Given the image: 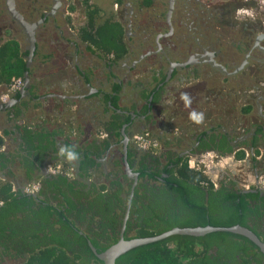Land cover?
I'll use <instances>...</instances> for the list:
<instances>
[{
  "label": "crops",
  "instance_id": "1",
  "mask_svg": "<svg viewBox=\"0 0 264 264\" xmlns=\"http://www.w3.org/2000/svg\"><path fill=\"white\" fill-rule=\"evenodd\" d=\"M143 4L144 10L153 12L150 0ZM126 8L121 0H76L69 18L78 19L80 11L81 22L65 18L45 23L37 35L32 63L26 66L28 86L23 92L9 93L6 101L1 96L8 93L11 78L6 56L0 58V187L7 186L11 192L21 190L32 182L27 179L28 173L45 174L47 166L54 163L66 164L64 169L75 175L81 157L69 163L57 155L59 147L75 145L74 150L83 154L113 135L114 127L125 120L119 130L121 139H108L110 145L96 158L98 166L90 168L86 184L108 183L105 175L114 168L109 170L105 161L123 152V132L132 136L148 131L159 142L155 153L162 159L167 154L197 156L203 150L193 147L214 144L222 137L230 141L246 139L222 151L210 146L209 151L217 153L219 159L207 175L216 182V188L221 183L245 190L257 188L258 177L264 175V80L256 77L255 86L249 90L248 80L242 79L251 76L248 68L256 67L250 65L252 59L248 58L240 73L231 75L208 65L177 67L175 62L186 56L179 52L171 53L170 60L161 55L164 63L157 65L160 55L143 58L133 50L136 32L128 31L121 20ZM92 14L94 29L109 23L120 26L122 33L116 36L124 50L105 51L84 38L81 29ZM13 39L23 60L24 41L11 33L0 34V47ZM116 52H122L117 59ZM114 86L119 87L117 106L105 99ZM145 88L147 93L142 91ZM151 90L158 92L153 100ZM182 92L190 94V106L181 100ZM192 111L203 113V121L191 120ZM253 138H257L255 144ZM27 256L3 255L0 264H23Z\"/></svg>",
  "mask_w": 264,
  "mask_h": 264
},
{
  "label": "trees",
  "instance_id": "2",
  "mask_svg": "<svg viewBox=\"0 0 264 264\" xmlns=\"http://www.w3.org/2000/svg\"><path fill=\"white\" fill-rule=\"evenodd\" d=\"M92 17L93 14L88 25L81 29L84 38L105 51L124 50L120 37L116 36L122 33L120 26L109 23L94 29ZM16 43L13 39L0 47V58H7L9 78L23 77L24 72L29 71L24 59L28 52H23L22 60ZM233 46L245 52L241 44L233 43ZM121 55L122 52H116V59ZM248 69L253 78L261 74L259 77L264 80V70ZM118 91L119 87L114 86L113 92L106 94L105 99L111 105L117 106ZM124 122L114 127L108 139L120 138L119 130ZM108 139L79 154L78 173L71 177L65 170L34 176L28 173V180L39 182L36 193L27 194L23 189L11 192L7 186L0 187V246H4L0 249V258L12 253L28 255L23 264H102L88 243L102 252L118 241L133 183L124 170L122 152L111 161L115 170L105 175L107 184L85 183L90 177V168L98 166L96 158L110 145ZM256 140L253 138L251 142L255 144ZM206 147L203 152L210 150L209 145ZM161 157L149 151L136 162L128 147L127 161L137 174V183L126 221L125 239L154 236L174 227L239 224L264 242L262 190L236 188L232 183H221L217 188L211 184L202 187L200 182L208 180V176L190 169L188 157L167 154L165 161ZM62 165L66 168V164ZM115 264H264V254L243 235L215 231L198 237L171 235L140 245L120 255Z\"/></svg>",
  "mask_w": 264,
  "mask_h": 264
},
{
  "label": "flooded vegetation",
  "instance_id": "3",
  "mask_svg": "<svg viewBox=\"0 0 264 264\" xmlns=\"http://www.w3.org/2000/svg\"><path fill=\"white\" fill-rule=\"evenodd\" d=\"M74 1L76 0H45V2L42 4L40 3V6L37 7L35 6V0L31 3L30 0H13L14 9L22 15L26 22H39L35 28L36 39L37 35L42 32L45 23L48 21L55 22L56 20L59 22L60 19H65V17L68 16L66 7L69 6V2L74 3ZM124 1V5L128 7V9L126 8L123 10L121 20L126 22L128 31L131 30L136 32V34H134L136 39L132 48L140 54V57L144 58L147 55H160V58H157V65H163L164 62L160 61L162 56H166L167 59L170 60L171 58H169V56L171 53L179 52L180 54H185L186 56L175 62V66L177 67H180L181 63L192 61L190 64L188 63L189 65L182 67L188 68L190 65L198 67L208 65L216 72H226L229 75L240 73L242 70H237V68L244 60L248 61V58H251L256 61L254 64H250L256 66L253 68L258 71L264 70V51L262 49L264 46L261 44L264 36L258 40L259 36L264 35V10L261 8L258 9L259 7H255L253 2H248V0H227V2H223L224 4H214L213 6L203 3L202 0H175L173 11L170 20L168 21L167 13L169 9V0H150V7L152 6L153 12L149 9L144 10L145 6L143 2L146 0ZM0 2L4 15L9 19V23L7 25H0V32L1 30L7 31L19 40H23V44H25L24 47H26L25 49L28 52L29 43L25 28L11 14L8 8V0H0ZM26 4H28V7ZM26 8L27 11L24 10ZM241 8L251 12L253 11L254 13H257L255 11H259L260 16L253 17L250 15L247 18H245L247 15L237 16V9ZM189 15H191L192 20L188 17ZM217 16L220 18V24H223L222 31L226 26L231 29L224 33L225 36L232 34V31L233 33L237 32L236 34H232V37H230L229 40V44H232L231 49L234 52L225 50L223 47L225 45L223 40L218 41L212 33V23L215 22V18ZM238 17H244L242 20L243 22L237 21ZM42 18H44L43 22L41 21ZM188 20L189 24L187 25ZM56 23L53 25H56ZM194 23L195 25H193ZM177 24H180V26H182L181 28H185L184 26L186 25V30L188 32L187 36L184 34H181L180 36L177 35V32H175ZM197 30L199 32L195 35ZM178 38L181 41H178ZM232 41L235 45L241 44L245 48V52H240L236 47H234ZM35 44L37 47V42ZM229 53L235 54L231 56ZM238 55H242L240 62L236 61L238 59L236 58ZM173 65L174 64H171L169 66V71L173 68ZM246 65L247 64H245V66ZM245 66L243 68H245ZM146 90L148 89L145 88L142 91L146 92ZM157 93L158 92L154 90L149 92L152 100ZM151 98H149V100H151ZM121 112L122 111L119 113ZM127 137V150L128 147L131 149L134 154L135 161L138 162L141 160L142 155L149 151L140 149L131 140V136L127 135ZM123 140L124 135L122 138L124 148ZM243 141H246V139L237 137V139L230 141L229 139L227 140L222 137L214 144H209V146L216 147L218 151H222L225 148L239 145L240 143H243ZM206 145L202 144L201 146H195L193 149L195 148L197 150L200 148V150H202L207 148ZM213 147H211V149ZM123 153L124 152H122V154ZM117 157H120V151L117 152ZM112 159L114 158L109 157L107 161H105V164L109 166V170L113 168L115 170V166L111 163ZM91 169H95L94 166ZM75 173H78V169H75ZM128 178L133 179L130 176H128Z\"/></svg>",
  "mask_w": 264,
  "mask_h": 264
},
{
  "label": "water",
  "instance_id": "4",
  "mask_svg": "<svg viewBox=\"0 0 264 264\" xmlns=\"http://www.w3.org/2000/svg\"><path fill=\"white\" fill-rule=\"evenodd\" d=\"M174 1L175 0H169V9H168V13H167L168 21L170 20V17H171L172 11H173ZM7 3H8V8H9L11 14L13 15V17L16 18L19 21V23L25 28V31L27 34V40L29 43L28 44V53L26 55V66L29 67V65L32 63L34 51L36 48L35 28L37 27L39 22H37V23L26 22L23 19L22 15L14 9L13 0H8ZM54 8H53V10H54ZM47 14H49V13H47ZM41 21L43 22L44 18H42ZM263 36L264 35L259 36L258 40L261 39ZM262 49L264 51V47H262ZM191 62L192 61H188L186 63H181V66H186V65H188V63L190 64ZM246 63H247V60H244L241 63V65L237 68V70H241L245 66ZM237 70H235V71H237ZM27 86H28V72L26 71L24 73V86H23L21 91L23 92L27 88ZM7 106H8V104H6V107ZM1 108H3V107H1ZM123 135H124V140H123V143H124V148H123L124 170L128 176L133 178L134 181H133L132 186H131L130 197L127 201L125 214H124L122 224L120 227L118 241L115 242L114 244L110 245L108 248H106L102 252H97L96 248L92 245V243L91 242L88 243L92 252L102 262V264H115L116 259L120 255L129 251L130 249H133V248L140 246V245H144V244H148L151 242L162 240V239L167 238L171 235L179 234V235H189V236L198 237V236H203L207 233H211V232H215V231H227V232H232V233L243 235V236L249 238L253 243H255L259 247L261 252H263V254H264V242L252 230H250L249 228H247L245 226L239 225V224L233 225L230 227H217V226H211V225H206L203 227L202 226L183 227V228L174 227L170 230L164 231V232H162L158 235H154V236L136 237V238H131V239H125L124 238V231L126 228V221L129 217V209H130L131 198L133 195V190H134V187L137 183V174L132 172V170L130 169V166L128 164L127 155H126L128 137L124 132H123Z\"/></svg>",
  "mask_w": 264,
  "mask_h": 264
},
{
  "label": "built area",
  "instance_id": "5",
  "mask_svg": "<svg viewBox=\"0 0 264 264\" xmlns=\"http://www.w3.org/2000/svg\"><path fill=\"white\" fill-rule=\"evenodd\" d=\"M251 12V11H250ZM110 57H113L111 54ZM24 86V79L21 76H13L11 77L8 83V93L1 96L3 101H6L9 97V93L15 94L20 91ZM131 140L142 150L155 152L159 147V142L151 136L148 131H142L138 133H134L131 136ZM219 159V155L214 151H204L197 156L189 157L187 160L188 167L190 169L200 171L207 175L208 171L217 164ZM65 169L61 163L49 164L46 168L48 174H56L63 173ZM65 173L68 176H71V173L68 170H65ZM208 176V175H207ZM211 182V183H210ZM213 185L216 188V182L208 177V180H203L200 182L202 187H208L209 185ZM39 182L32 181L23 187V191L27 194L36 193L39 190ZM256 187L258 189L264 190V175L258 177L256 182ZM2 202H0V205Z\"/></svg>",
  "mask_w": 264,
  "mask_h": 264
},
{
  "label": "rangeland",
  "instance_id": "6",
  "mask_svg": "<svg viewBox=\"0 0 264 264\" xmlns=\"http://www.w3.org/2000/svg\"><path fill=\"white\" fill-rule=\"evenodd\" d=\"M20 1H22V0H20ZM34 0H30V3L31 2H33ZM81 1V0H80ZM83 2H88V1H90V0H82ZM148 1V0H147ZM203 1V3H205V4H210V5H213L214 6V4H218V5H220V4H222L223 2H227V0H202ZM35 2H36V4H35V6H37V7H39L40 6V3L42 4L43 2H45V0H35ZM125 1L124 0H121V3L123 4ZM248 2H253V4H254V6L255 7H259L258 9H262V10H264V0H248ZM38 3V4H37ZM34 4V3H33ZM33 4H31V5H33ZM72 4L73 3H70L69 2V6L68 7H66V9H67V13H68V16H66L65 18H69V13H70V8H71V6H72ZM224 4V3H223ZM27 5V7H28V4H26ZM25 11H27V8L26 9H24ZM253 10H254V8H253ZM255 12H257V13H254L253 11L251 12L252 13V15L251 16H253V17H256V16H260V13H259V11H255ZM29 14V13H28ZM77 15H78V19H76V20H72V19H70L69 18V22H71V21H73V22H81L82 21V17H81V14H80V11H79V13H77ZM249 15H247V16H245V18H247ZM75 17V16H74ZM190 19H191V15H189L188 16ZM243 18L244 17H238V19H237V21H239V22H243L242 20H243ZM220 18H219V16H217L216 18H215V22H213L212 23V25H213V29H212V33L214 34V37H215V39H218V41L219 40H223V43L225 44L224 45V49L225 50H229V51H231V52H234V51H232V44H229V40H230V37H232V34H236L237 32H235V33H233V31H232V34H229V35H227V36H225L224 35V33H226L228 30H231L228 26H223V27H225V29L222 31V25L220 24V20H219ZM192 20V19H191ZM67 21V20H66ZM9 23V19L4 15V13H3V11H2V8H1V2H0V25L1 26H3L4 24H8ZM189 24V20H188V23H187V25ZM193 25H195V23L193 24ZM192 25V26H193ZM182 26H180V24H177L176 25V28H175V32H177V35H181V34H184V35H188V32H187V30H186V25L184 26L185 28H181ZM229 29H228V28ZM237 30V29H236ZM115 32H118V30L115 28V30H114ZM4 31H2L1 30V32H0V34H2ZM198 30H197V33L195 34V35H197L198 34ZM102 38H103V36L102 35H100ZM190 38V37H189ZM235 38H237V37H235ZM179 39V38H178ZM178 41H181L180 39L178 40ZM261 44L264 46V39L262 40V42H261ZM230 54V53H229ZM233 54H235V53H233ZM233 54H230L231 56L233 55ZM242 55H238L236 58H238L236 61L237 62H240V60H241V57ZM250 64H254V61H253V59L252 60H250ZM249 74V73H248ZM250 75V74H249ZM261 74H259V76H260ZM258 77V76H257ZM243 80H244V82L245 81H247L248 82V87H249V90L252 88V87H254L255 86V84L254 83H256V82H254L255 81V79L256 78H253V76H247V77H243L242 78ZM237 80H241V79H237ZM252 83V84H251ZM251 94V93H250Z\"/></svg>",
  "mask_w": 264,
  "mask_h": 264
},
{
  "label": "clouds",
  "instance_id": "7",
  "mask_svg": "<svg viewBox=\"0 0 264 264\" xmlns=\"http://www.w3.org/2000/svg\"><path fill=\"white\" fill-rule=\"evenodd\" d=\"M240 15H252V13L246 9H237V16ZM181 100L184 101L185 106H190L191 104V97L190 94L187 92H182L180 95ZM189 118L191 120H193L196 123H200L203 121V113H197L195 111H192L189 114ZM75 149V145L72 146H68V145H61L59 147L58 153L57 155L60 157H63L66 159L67 162L69 163H74L75 161H77L79 159V154L74 150Z\"/></svg>",
  "mask_w": 264,
  "mask_h": 264
}]
</instances>
